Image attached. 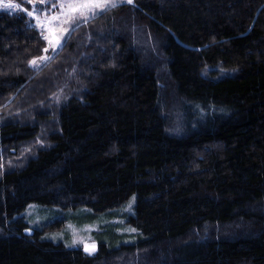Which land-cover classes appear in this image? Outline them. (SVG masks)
I'll return each instance as SVG.
<instances>
[{
	"label": "trees",
	"instance_id": "1",
	"mask_svg": "<svg viewBox=\"0 0 264 264\" xmlns=\"http://www.w3.org/2000/svg\"><path fill=\"white\" fill-rule=\"evenodd\" d=\"M69 28L41 61L42 29L0 8V264H264V0H132ZM133 197L135 233L95 253L25 234L34 204L91 221Z\"/></svg>",
	"mask_w": 264,
	"mask_h": 264
},
{
	"label": "rangeland",
	"instance_id": "2",
	"mask_svg": "<svg viewBox=\"0 0 264 264\" xmlns=\"http://www.w3.org/2000/svg\"><path fill=\"white\" fill-rule=\"evenodd\" d=\"M119 2H127V0H115L116 5L119 4ZM58 11L59 9L55 12L48 13V15L51 16L56 14ZM96 11L101 12L99 9ZM36 12L41 15V19L44 18L43 13H45V10H36ZM67 33H65L61 39V44L59 47L53 49L52 47L48 46V50H50L51 53H46L44 56H42L41 61L49 60L52 57L54 51L62 47ZM44 57H47V59H43ZM135 202L136 200L133 197L131 201L128 202V205L124 206L123 208L116 209L115 211H108L105 212V214H99V216H96V218L91 221L90 211L84 208L75 210L76 212H67L58 208H52L49 206L44 207L42 205L34 204L25 210L23 215L28 218V222L30 224V226L27 228H30L33 231L36 228L43 229L45 226L52 224H54V227H57L55 231L49 232L47 235H45L46 239H52L58 243L63 242L68 247L78 246L82 249H84V245L81 243V241L89 244L94 243L96 245L97 251L101 241L111 245L110 241H113L112 235L118 238L117 234L120 235L118 232L124 234L126 236V240L131 237L130 235L135 233V230L133 231V228L128 226L123 219V217H125L124 214L133 213L131 208H133ZM116 228H118V232L116 231ZM134 241L130 240L129 242Z\"/></svg>",
	"mask_w": 264,
	"mask_h": 264
},
{
	"label": "snow or ice",
	"instance_id": "3",
	"mask_svg": "<svg viewBox=\"0 0 264 264\" xmlns=\"http://www.w3.org/2000/svg\"><path fill=\"white\" fill-rule=\"evenodd\" d=\"M36 2L37 0H27V3L32 5V11L22 8L20 4L13 2V0H0V8L25 12L42 29L41 34L43 38L53 49L60 46L61 39L69 31L70 26L81 19L87 22L88 19L94 18L97 9L103 11L109 6H117L115 0H57V3L52 4L51 8L58 7L59 11L51 16L45 12L43 13L44 18L41 19V15L35 10ZM127 2L131 3L132 0H127ZM39 3L44 4L46 0H39ZM45 31L47 35H44ZM44 51L47 52L48 49L45 48ZM43 59H47V57ZM32 63L35 64L36 61L33 60ZM81 243L84 245L85 252L91 254L96 251V245L94 243L89 244L83 241Z\"/></svg>",
	"mask_w": 264,
	"mask_h": 264
},
{
	"label": "water",
	"instance_id": "4",
	"mask_svg": "<svg viewBox=\"0 0 264 264\" xmlns=\"http://www.w3.org/2000/svg\"><path fill=\"white\" fill-rule=\"evenodd\" d=\"M25 234H27V235H33L34 234V231L31 230V229H26L25 230Z\"/></svg>",
	"mask_w": 264,
	"mask_h": 264
},
{
	"label": "bare ground",
	"instance_id": "5",
	"mask_svg": "<svg viewBox=\"0 0 264 264\" xmlns=\"http://www.w3.org/2000/svg\"><path fill=\"white\" fill-rule=\"evenodd\" d=\"M30 229V228H29Z\"/></svg>",
	"mask_w": 264,
	"mask_h": 264
}]
</instances>
